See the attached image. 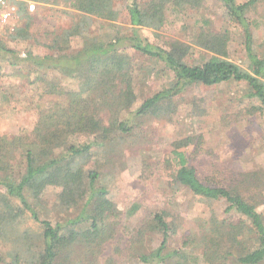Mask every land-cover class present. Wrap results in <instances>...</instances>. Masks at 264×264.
I'll list each match as a JSON object with an SVG mask.
<instances>
[{
    "label": "trees",
    "instance_id": "obj_1",
    "mask_svg": "<svg viewBox=\"0 0 264 264\" xmlns=\"http://www.w3.org/2000/svg\"><path fill=\"white\" fill-rule=\"evenodd\" d=\"M217 1L226 10L228 23L244 34L250 60L246 69L229 59L230 29L219 32L205 26L201 28L194 44L210 56L199 63L190 62V45L159 33L168 22L170 8L178 12H199L203 10L205 0L131 1L127 8L133 35L118 36L109 42L101 41L100 37L88 38L84 48L75 55L62 53L57 57H40L27 53L22 57L4 44L1 37L5 34H0V59L10 66L28 67L36 73L40 70L57 72L65 78L80 81L77 91H67L58 82L38 77L37 80L45 84L46 95L60 96L66 104L55 102L50 108H42L31 137H7L0 133V188L5 190L0 193V248L7 240L16 239L9 254L15 264H73L70 263L75 261L71 254L76 246L84 250L76 264L97 263L105 245L118 234L120 214L108 199L107 189L98 186L97 163L90 167V155L94 149L108 152L114 145H121L123 135L133 131V127L128 126L131 119L142 122L150 118H170L171 113L176 112L180 96L188 88L196 85L214 87L230 82L246 83L247 97L260 104L252 107V114L264 113V55L259 57L253 53L249 18L258 0L244 3ZM67 3L82 17L74 29L64 31L62 43L65 46L68 38L87 31L94 17L112 23L119 19L115 0H67ZM17 5L19 19L28 21L23 28L16 29L18 33L8 37L27 39L32 13H28L27 5L22 1ZM142 29L153 31L163 45L141 38L139 30ZM51 48L61 47L56 42ZM128 49L156 59L173 78L168 88L146 99L136 112L131 111L137 96ZM125 112L128 117H124ZM77 138L92 139V142L74 144L73 140ZM189 145L195 147L193 156H197L202 151L203 136L175 143L173 157L156 168L146 164L144 174L147 180L153 174L150 167L154 172L163 168L168 181L194 196L227 204L229 217L213 216L202 226L201 235L186 237L184 247L191 248L192 252L191 245L199 244L205 264H264V214L258 211L264 204V170L229 172L232 174V178H227L231 180L226 181L229 183L212 185L198 176L190 157L179 151ZM20 159L21 165L15 170ZM19 169L21 173H18ZM49 186L62 190L59 207L62 213L69 215L65 221L53 223L49 218L41 219L31 207L33 201L39 202ZM73 211L74 216L71 215ZM169 217L166 211L157 212L153 220L145 221L136 236L130 237L129 244L133 249L142 247L145 235L162 238L157 248L134 256L143 264H199L197 255L191 259V252L169 248L171 236L176 235L178 228ZM27 219L39 225L38 231L32 234L25 229L19 233L16 227Z\"/></svg>",
    "mask_w": 264,
    "mask_h": 264
},
{
    "label": "rangeland",
    "instance_id": "obj_2",
    "mask_svg": "<svg viewBox=\"0 0 264 264\" xmlns=\"http://www.w3.org/2000/svg\"><path fill=\"white\" fill-rule=\"evenodd\" d=\"M20 1L26 5L28 2L36 5L35 12L31 14L27 39L19 37L12 40L8 37L11 34H5L1 37L4 44L22 57L27 53L40 57L47 55L57 57L62 53L68 55L79 53L88 38L100 37L101 41L109 42L115 41L118 36L133 35L134 30L128 16V3L148 0H115V10L119 13L116 22L94 17L87 31H83L82 35L68 38L67 46L62 43L64 31L74 29V25L82 17L81 13L73 9L67 0ZM237 1L244 3L249 0ZM249 18L252 23L253 53L261 57L264 55V0H258L249 13ZM27 21L26 18L18 19L17 28H23ZM228 21L226 10L219 1L205 0L203 10L199 12L195 10L178 12L170 8L168 22L159 33L190 45L192 47L190 62L199 63L202 58L210 56L194 44L201 28L205 26L219 32L230 29L232 36L229 59L246 69L250 65V60L246 52L244 34L239 28L232 27ZM139 35L152 44L163 45L150 29L139 30ZM56 42L61 48L52 50L51 47ZM128 53L133 63V86L137 96L131 111L136 112L146 99L168 88L173 78L169 73H165L163 65L156 59L132 49H128ZM38 77L58 82L67 91H77L79 88V80L65 78L57 72L47 73L40 70L36 73L31 72L28 67H12L0 59V133L3 136L31 137L42 108H50L55 102L66 104L60 96L46 95L45 84L38 81ZM247 91L246 83L230 82L214 87L192 86L180 96L176 112L171 113L170 118L163 120L150 118L142 122L131 119L128 126L133 127V131L123 135L121 145H114L108 152L105 149L92 150L89 165L94 167L97 163L100 175L98 186L107 189L108 199L120 214L118 234L113 241L105 245L104 253L96 264H143L134 255L157 248L162 238L160 235H145L142 247L133 249L129 244L130 237L136 236L145 221L153 220L159 211L168 212L169 221H174L178 227L176 235L171 236L169 248L183 249L188 254L191 248L184 247L186 237L201 235L202 226L213 216L219 219L229 217L224 201H206L194 196L187 189L168 181L163 168H160L159 172H154L150 167L153 174L147 180L144 179V174L147 170L146 164L156 168L173 157L175 143L198 135L203 136V146L197 156H193L195 152L193 145L179 151L190 157V163L196 167L198 176L203 181L212 185H222L229 183L226 181H231L227 179L232 178L229 172L264 170V113L252 114V107L260 104L257 100H250ZM126 114L128 113L125 112L124 117H128ZM91 142L92 139L73 140L74 144ZM20 162L21 159L16 162L15 170ZM18 173H21L20 169ZM4 191L0 188V193ZM61 191L60 188L49 186L39 202L31 203V207L41 219L49 218L56 223L68 218L69 215L62 213L59 207ZM258 211L264 214V204L259 206ZM75 214L74 211L71 213L73 216ZM16 228L19 233L29 229L33 234L38 231L39 225L27 219ZM15 241L16 239L7 240L6 245L2 244L0 264H15L9 255ZM191 247L190 258L194 259L197 255L199 264H205L202 259L203 251L198 248L199 244H193ZM83 253L81 246H76L71 254V259L75 261L70 263H78V258Z\"/></svg>",
    "mask_w": 264,
    "mask_h": 264
},
{
    "label": "built area",
    "instance_id": "obj_3",
    "mask_svg": "<svg viewBox=\"0 0 264 264\" xmlns=\"http://www.w3.org/2000/svg\"><path fill=\"white\" fill-rule=\"evenodd\" d=\"M18 1L20 0H0V34H12L15 32L19 19ZM27 9L30 13H34L36 5L28 2Z\"/></svg>",
    "mask_w": 264,
    "mask_h": 264
}]
</instances>
